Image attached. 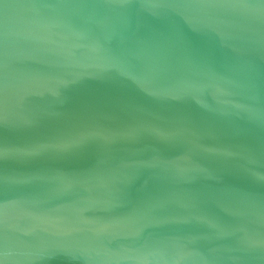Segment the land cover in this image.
Instances as JSON below:
<instances>
[{
  "label": "water",
  "instance_id": "water-1",
  "mask_svg": "<svg viewBox=\"0 0 264 264\" xmlns=\"http://www.w3.org/2000/svg\"><path fill=\"white\" fill-rule=\"evenodd\" d=\"M0 264H264V0H0Z\"/></svg>",
  "mask_w": 264,
  "mask_h": 264
}]
</instances>
